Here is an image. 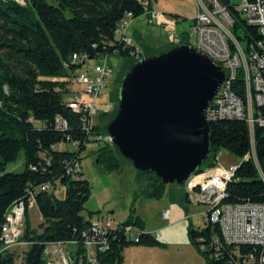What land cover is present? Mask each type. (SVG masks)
<instances>
[{
  "label": "trees",
  "instance_id": "1",
  "mask_svg": "<svg viewBox=\"0 0 264 264\" xmlns=\"http://www.w3.org/2000/svg\"><path fill=\"white\" fill-rule=\"evenodd\" d=\"M147 0H0V236L5 216L17 203L25 204V221L22 241L27 244L23 264H45L46 247L57 243L67 244L71 264H123V252L129 246L160 247L162 244L143 228V223L132 214L104 234H95L91 219L99 213H82L91 196V186L80 172L81 154L96 139L102 127L83 130L79 116L63 103L66 87L56 79L77 68L71 65L73 54L85 53L94 59L103 54H115L126 60L118 74L119 87L112 99L116 106L99 115L106 119L105 127L115 117L121 81L138 61L133 56L134 46L125 45L114 37V31L126 13L136 20L149 14ZM146 4V5H145ZM231 34L247 46L260 39L254 27L232 11ZM181 22L184 19H176ZM180 45L185 42L181 34ZM133 39L140 42L139 33ZM153 53L148 46L138 47L140 59L160 55L173 49ZM139 59V60H140ZM68 68L65 69L64 65ZM238 82V81H237ZM237 93H243L242 88ZM67 120L66 130H57L56 117ZM38 123L40 127H36ZM209 155L204 162L208 168L215 164L219 151L225 150L236 158H243L250 150L247 124L240 120H219L209 124ZM255 154L264 175V128H254ZM77 143L76 151L61 150L59 145ZM97 149L98 162L107 171L120 168L116 157L119 151L107 143ZM23 155L20 172L7 171ZM200 168L197 172L201 171ZM142 197L160 200L165 185L151 172H139ZM56 185L65 187L63 199L54 196ZM45 187V190L42 188ZM34 201L42 220L40 232L32 228L28 203ZM183 199L187 202L186 196ZM250 202L264 204V182L251 161H242L233 179L228 183L223 203ZM127 226L139 230L136 240L125 236ZM216 226L202 229L194 227L188 219L187 237L190 244L204 259L205 264H227L231 248L217 247L212 237L218 236ZM95 242L94 263L86 256L85 242ZM104 247L103 250L99 248ZM204 249V250H202ZM242 253L256 252L253 247L241 248ZM0 264H15V255L3 251L0 241Z\"/></svg>",
  "mask_w": 264,
  "mask_h": 264
},
{
  "label": "built area",
  "instance_id": "2",
  "mask_svg": "<svg viewBox=\"0 0 264 264\" xmlns=\"http://www.w3.org/2000/svg\"><path fill=\"white\" fill-rule=\"evenodd\" d=\"M194 2L196 15L191 18L192 25L189 31L184 33L194 39L193 43L188 45L208 56L224 74L223 83L205 112V119L209 124L219 120H240L247 124L250 150L242 161H251L264 182V175L256 158L254 142V128L256 126L264 128V0H241L238 7L232 5L231 0H194ZM232 11H235L248 26L256 29L260 36L258 41H252L245 46L231 34L234 24ZM134 21L133 16L126 13L117 25L114 37L118 41H123L125 45L134 46L133 56L139 60L141 50L133 43V38L127 36ZM146 21L148 24L156 22L159 27H171L172 29L168 30L169 43L174 46L180 45L181 34L175 31L178 24L176 19L164 13L151 11L147 14ZM110 56L103 54L90 59L85 53L73 54L71 65H77V68L69 71L68 75L56 79L66 87L63 96L64 105L79 116L82 128L86 132L97 126V100L103 96L109 84L115 83L114 72L109 63ZM91 60H97L98 63L90 65L88 62ZM64 68L67 69L68 65L65 64ZM73 86L80 87L81 91L74 92ZM239 88L243 91L241 95L237 93ZM55 127L57 130H66L67 120L56 117ZM93 139L111 144L108 135ZM70 145L75 148L78 146L77 143ZM237 167L238 165L231 171L227 170L218 165L216 159L214 165L191 175L184 182L185 196L188 204L205 208L201 213L205 227L218 228L219 235L212 237V244L231 248L227 264H264V204L223 203L227 185L233 179ZM79 169L80 164H75L73 172H80ZM32 204L34 201L31 199L28 210ZM25 210V204L20 202L14 204L7 212L0 236L3 251L12 253L14 249L27 247V244L21 240ZM189 217L186 214L185 220ZM163 219H168L167 212H164ZM116 225L109 216L98 215L91 219V228L95 234H104ZM124 233L127 238L136 240L139 230L127 226ZM96 246L95 242H85L86 256L92 263H94ZM67 247L68 245L63 243L46 247L45 264H71ZM243 247L259 249L260 253H242ZM103 249L104 247L99 248V250Z\"/></svg>",
  "mask_w": 264,
  "mask_h": 264
},
{
  "label": "water",
  "instance_id": "3",
  "mask_svg": "<svg viewBox=\"0 0 264 264\" xmlns=\"http://www.w3.org/2000/svg\"><path fill=\"white\" fill-rule=\"evenodd\" d=\"M223 80L221 68L190 45L138 60L106 126L111 144L135 170L183 186L209 155L205 112Z\"/></svg>",
  "mask_w": 264,
  "mask_h": 264
},
{
  "label": "rangeland",
  "instance_id": "4",
  "mask_svg": "<svg viewBox=\"0 0 264 264\" xmlns=\"http://www.w3.org/2000/svg\"><path fill=\"white\" fill-rule=\"evenodd\" d=\"M23 4V0L18 1ZM241 0H231V4L239 6ZM146 4L148 2H145ZM151 9L153 13H164L173 19H184L179 22L175 28L178 33H186L189 31L192 25L191 18L196 15V6L194 0H151ZM145 4V5H146ZM147 15H142L137 18L133 25L130 27L128 37L133 38V31L140 34L142 37L140 42L133 39V43L137 47L148 46L152 49L153 53H159L166 50L172 44L168 40V30L172 29L168 26L159 27L156 22L148 24ZM179 34V35H180ZM182 36V35H180ZM185 42L192 44L194 39L184 34ZM90 65L98 63L97 60H91L88 62ZM109 63L113 69L114 85L109 84L104 91V94L96 102L97 117L96 122L103 128L101 134L106 132V119L102 120L99 115L110 113L116 106L112 97L115 94V90L119 87L118 78L120 69L126 63L124 58L111 55L109 57ZM116 80V81H115ZM74 92L81 91L78 86H73ZM36 127H40L38 123H34ZM107 133V132H106ZM102 143H90L86 145V149L81 154L80 173L82 177L88 180L91 186V196L84 205L83 215L87 216L89 212L103 213L114 212L112 219L116 220L114 225L125 221L134 204L142 197V188L139 186L138 171L135 170L130 161L125 159L120 153L116 154V157L120 163V168L114 171H107L103 162H98L97 149L102 146ZM111 147H113L112 144ZM69 149L76 151L73 145H61L60 149ZM113 150L114 147H113ZM218 165L227 170H233L234 167L242 162L241 158H236L225 150L219 151L217 155ZM23 155L21 154L17 163L7 167V171L20 172L22 170ZM201 169H204V164L201 165ZM170 189V190H167ZM54 196L58 199H63L65 194V187L62 185H56L52 189ZM165 193H170L173 199L172 206L182 212V209L188 208L191 222L194 227L202 229L205 227L201 213L205 211L202 206H192L188 204L183 197L186 195L184 187L177 185L176 183L165 185ZM163 198V197H162ZM30 222L34 229L40 232L38 228L42 223L40 215L36 208H32L30 212ZM27 247L18 248L13 250L15 255V264H23L24 252ZM68 250V249H67ZM202 258V257H201ZM203 259V258H202ZM204 261V259H203Z\"/></svg>",
  "mask_w": 264,
  "mask_h": 264
},
{
  "label": "crops",
  "instance_id": "5",
  "mask_svg": "<svg viewBox=\"0 0 264 264\" xmlns=\"http://www.w3.org/2000/svg\"><path fill=\"white\" fill-rule=\"evenodd\" d=\"M172 203L170 193H165L160 200L141 197L135 202L130 214L138 217L143 223L144 230L155 236L162 246H129L123 252V264H205L187 237L188 220H185V215H189V209L183 208L181 212L174 208ZM32 208L37 209L32 204L29 208V218ZM164 212L168 213L167 220L163 219ZM113 215L114 212L100 214L103 217L109 216L111 219ZM112 220L115 224L116 220ZM189 220L191 222V217Z\"/></svg>",
  "mask_w": 264,
  "mask_h": 264
},
{
  "label": "flooded vegetation",
  "instance_id": "6",
  "mask_svg": "<svg viewBox=\"0 0 264 264\" xmlns=\"http://www.w3.org/2000/svg\"><path fill=\"white\" fill-rule=\"evenodd\" d=\"M114 78H115V76H114ZM117 78H118V76L116 77V80H117ZM116 80H115V81H116ZM117 89H118V88H117ZM117 89L115 90V93L117 92Z\"/></svg>",
  "mask_w": 264,
  "mask_h": 264
}]
</instances>
